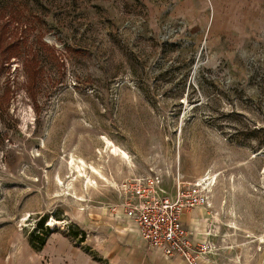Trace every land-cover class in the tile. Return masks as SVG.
Listing matches in <instances>:
<instances>
[{
	"label": "rangeland",
	"instance_id": "1",
	"mask_svg": "<svg viewBox=\"0 0 264 264\" xmlns=\"http://www.w3.org/2000/svg\"><path fill=\"white\" fill-rule=\"evenodd\" d=\"M148 175L202 185L206 258L264 264V0H0V264H137Z\"/></svg>",
	"mask_w": 264,
	"mask_h": 264
},
{
	"label": "built area",
	"instance_id": "2",
	"mask_svg": "<svg viewBox=\"0 0 264 264\" xmlns=\"http://www.w3.org/2000/svg\"><path fill=\"white\" fill-rule=\"evenodd\" d=\"M174 194L162 185V177L148 175L123 185L129 202L123 204V217L136 226L148 250L168 261L199 264L208 261L209 244H195L182 222V213L196 208H208L210 202L197 181H174Z\"/></svg>",
	"mask_w": 264,
	"mask_h": 264
},
{
	"label": "crops",
	"instance_id": "3",
	"mask_svg": "<svg viewBox=\"0 0 264 264\" xmlns=\"http://www.w3.org/2000/svg\"><path fill=\"white\" fill-rule=\"evenodd\" d=\"M197 212L192 211H185L182 213V222L183 226L186 230H188L192 235V241L195 244H209L212 240L214 233L208 232L209 228H207L206 222H208L209 218H205L206 212L203 208H196ZM117 240H120L121 242H126V236L125 235H118ZM136 242V241H135ZM135 242L133 244V248L135 249L136 253V262L137 264H185L184 261L177 260V261H168L166 259H163L160 257L156 252L149 251L148 253L144 254L141 250H138ZM131 244V243H130ZM127 250H123V252H126ZM125 255V254H124ZM162 258V259H161ZM208 261H200L199 264H218L216 261H212L210 258L207 257ZM113 263L117 264H127L122 256L119 257H113L112 261Z\"/></svg>",
	"mask_w": 264,
	"mask_h": 264
},
{
	"label": "bare ground",
	"instance_id": "4",
	"mask_svg": "<svg viewBox=\"0 0 264 264\" xmlns=\"http://www.w3.org/2000/svg\"><path fill=\"white\" fill-rule=\"evenodd\" d=\"M102 139H103V142L105 144V149L107 150L108 155L110 154V155H113L115 157L116 156L121 157L127 161H130V157L128 156V154L124 150H122L119 146H117L116 144H114L113 142H111L110 140H108L105 137H103ZM76 160H75V158H72V160L68 164V167H69L70 171L72 172L73 176L75 177L74 180H78L82 176L85 177V179H84L85 180V183H84L85 187L88 186L92 180L91 177L89 176V174H87L85 171L86 167L88 169H90V173H92L93 175H97L99 177H104V175L102 173H100L94 166L85 164L84 161H82L81 159L80 160L76 159ZM212 177H210V178H212ZM203 181L205 182V180L203 179L200 181V183ZM214 182H215V178L213 180H211L209 183L203 184V185L207 190L210 187H214V185H215ZM197 185H199V184L197 183ZM208 191L211 192L212 190L209 189ZM52 223H53V225H57L55 223V221H52Z\"/></svg>",
	"mask_w": 264,
	"mask_h": 264
},
{
	"label": "trees",
	"instance_id": "5",
	"mask_svg": "<svg viewBox=\"0 0 264 264\" xmlns=\"http://www.w3.org/2000/svg\"><path fill=\"white\" fill-rule=\"evenodd\" d=\"M13 46H15V48H16V47L18 46V43H16L15 45L12 44V45H9V46H8V44H7V47H5L4 50L6 51L7 48H12ZM38 226H39V229H41V227H42V223H39ZM43 243H44V239H43V241H42V245H43Z\"/></svg>",
	"mask_w": 264,
	"mask_h": 264
}]
</instances>
